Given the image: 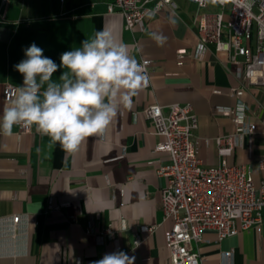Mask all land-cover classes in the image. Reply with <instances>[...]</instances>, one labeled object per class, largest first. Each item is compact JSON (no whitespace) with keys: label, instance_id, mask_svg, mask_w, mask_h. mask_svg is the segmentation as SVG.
Instances as JSON below:
<instances>
[{"label":"crops","instance_id":"crops-1","mask_svg":"<svg viewBox=\"0 0 264 264\" xmlns=\"http://www.w3.org/2000/svg\"><path fill=\"white\" fill-rule=\"evenodd\" d=\"M106 0H0V113L6 104V85L19 87L23 76L14 65L24 49L35 43L58 65L60 55L80 47L97 31L107 29L129 46L135 58L150 61V87L138 92L130 106L122 107L103 137H90L78 152L66 153L59 143L30 126L13 127L12 136L0 133V264H92L112 253L101 231L110 229L133 264H169L166 234L172 226L160 209L164 178L159 166L168 155L155 152L160 138L142 110L150 105H190L197 118L194 132L197 153L206 167L248 166L257 184L264 159V87H250L239 101L247 107V121L255 125L252 140L244 138L231 155L220 156L215 140L232 134L234 125L219 108L234 109L230 95L237 86L228 72L227 54L213 45L197 58L198 38L192 24L196 7L174 0L175 13L163 11L127 32L120 14L107 12ZM153 34L163 35L161 44ZM136 46V48H135ZM186 55L178 59L177 52ZM59 80L60 71L53 74ZM52 198L64 206L48 212ZM19 215L17 225L12 217ZM144 228L151 229L145 231ZM139 243L134 248L133 242ZM201 264H225L222 252L232 251L230 264H264V226L218 240L205 231L194 246Z\"/></svg>","mask_w":264,"mask_h":264},{"label":"built area","instance_id":"built-area-1","mask_svg":"<svg viewBox=\"0 0 264 264\" xmlns=\"http://www.w3.org/2000/svg\"><path fill=\"white\" fill-rule=\"evenodd\" d=\"M106 1L107 12L120 14L127 32L143 31L149 19L163 11L175 13L177 10L174 0ZM186 1L196 7L192 24L199 42L197 58L203 56L208 45H213L215 52L227 54V70L237 81V86L230 90V95L238 100L236 107L217 111L230 118L234 125L232 134L215 140L218 154L229 156L244 138L251 141L255 131V125L247 121V107L239 98L250 87H264V0ZM185 55L184 50L177 52L178 59ZM136 59L149 75V83L144 88L148 89L150 61ZM16 88L4 87L6 104L15 97ZM142 113L152 125L153 135L160 138L154 151L164 152L169 158L167 165L157 169V175L165 180L160 191V209L163 219L172 221L166 234L169 264H201L194 246L201 242L205 231H214L219 241L247 230L261 233L264 226V159L259 160L262 176L257 184L248 166L228 165L222 161L218 166L206 167L198 157L194 139L197 118L190 105L171 104L165 110L159 105H150ZM18 128L20 132L30 130V126L18 125ZM63 206L49 198L46 209L58 212ZM19 219V215L13 216L12 223L17 225ZM144 229L151 232L149 228ZM106 237L112 243V251H120L121 246L110 229L101 231L98 240ZM138 243V239L134 240L133 247ZM232 254V251L222 252V261L230 264ZM75 264H81V260Z\"/></svg>","mask_w":264,"mask_h":264},{"label":"clouds","instance_id":"clouds-1","mask_svg":"<svg viewBox=\"0 0 264 264\" xmlns=\"http://www.w3.org/2000/svg\"><path fill=\"white\" fill-rule=\"evenodd\" d=\"M158 43L163 35L153 34ZM32 43L25 58L14 65L23 76L10 105L0 113V133L13 127L35 126L68 154L78 152L88 138H101L122 107L149 83L143 64L107 29L97 31L80 47L60 55L58 65ZM60 71L59 80L53 74ZM123 251L105 254L92 264H133Z\"/></svg>","mask_w":264,"mask_h":264}]
</instances>
